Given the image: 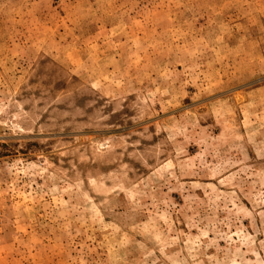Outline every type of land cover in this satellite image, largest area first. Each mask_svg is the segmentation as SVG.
<instances>
[{"label": "rangeland", "instance_id": "374dc122", "mask_svg": "<svg viewBox=\"0 0 264 264\" xmlns=\"http://www.w3.org/2000/svg\"><path fill=\"white\" fill-rule=\"evenodd\" d=\"M0 264H264V0H0Z\"/></svg>", "mask_w": 264, "mask_h": 264}]
</instances>
